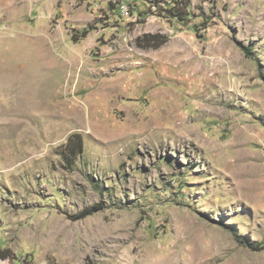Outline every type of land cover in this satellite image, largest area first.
<instances>
[{"label": "rangeland", "instance_id": "374dc122", "mask_svg": "<svg viewBox=\"0 0 264 264\" xmlns=\"http://www.w3.org/2000/svg\"><path fill=\"white\" fill-rule=\"evenodd\" d=\"M134 4L0 0L4 264H264V0Z\"/></svg>", "mask_w": 264, "mask_h": 264}, {"label": "trees", "instance_id": "16d2710c", "mask_svg": "<svg viewBox=\"0 0 264 264\" xmlns=\"http://www.w3.org/2000/svg\"><path fill=\"white\" fill-rule=\"evenodd\" d=\"M160 2V0H155V3ZM170 13H173L171 8L167 9ZM174 15V14H173ZM181 19L184 20V18L181 17ZM169 38L163 35H148L144 38H141L138 40V45L142 48H159L163 45H165L168 42ZM247 53L250 54L252 52V49H246ZM73 138H76L77 141V147L78 150H82V137L80 135H73V137L70 138L72 140ZM77 148L75 149V152L78 151ZM91 210H88L87 212H84L80 217L85 218L89 215H91ZM247 243L248 247H250L252 250L255 251H262L264 250V243H258V242H244ZM1 257H6L2 251H0Z\"/></svg>", "mask_w": 264, "mask_h": 264}, {"label": "built area", "instance_id": "2783aa9c", "mask_svg": "<svg viewBox=\"0 0 264 264\" xmlns=\"http://www.w3.org/2000/svg\"><path fill=\"white\" fill-rule=\"evenodd\" d=\"M136 0H110V3L116 8V11L121 16H127V19H131L135 10ZM4 260H0V264H4Z\"/></svg>", "mask_w": 264, "mask_h": 264}]
</instances>
